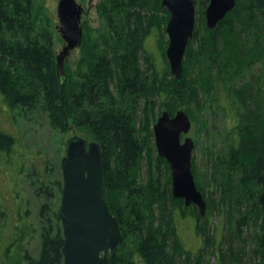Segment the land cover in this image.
Returning a JSON list of instances; mask_svg holds the SVG:
<instances>
[{"label": "trees", "instance_id": "obj_1", "mask_svg": "<svg viewBox=\"0 0 264 264\" xmlns=\"http://www.w3.org/2000/svg\"><path fill=\"white\" fill-rule=\"evenodd\" d=\"M160 1L101 0L96 7L98 26L83 34L77 67L60 75L53 49L55 28L41 1L0 0V168L16 178L30 163L32 173L25 174V180L45 199L38 212L39 252L33 257L23 251L24 264H63L61 224L52 204L55 196L48 189L50 183L61 193L62 182L51 179L47 161L39 170L31 158L20 155L18 139L3 124L5 112L20 117L42 114L52 129L86 131L99 144L103 198L122 238L109 264H134L136 255L144 264H210L206 254H213L207 253L212 238L206 241L208 249H184L173 217L176 211L184 217L189 210L182 200L160 192L159 178L143 185L138 172L150 151L157 106L171 116L183 106L179 110L199 132L209 134L214 105L221 110L226 100L236 113L234 137L233 130L226 129L224 152L213 158L201 178L193 165L192 172L203 198L207 184L219 191L220 211L225 207L229 212V238L243 239L241 249H215V264H264V209L256 203L257 178L264 175V0H235L234 9L212 31L201 23L208 0H193L202 8L196 13L180 81L171 75L162 48L163 66L157 70L144 50L148 38L161 41L164 35L161 27L168 16L159 22L153 13L166 14ZM141 62L147 69L142 70ZM259 62L263 63L258 77L248 80L249 70ZM191 207L200 220L198 210ZM1 215L0 211V219ZM244 228L250 235L242 238ZM19 229L18 236L35 233L29 225ZM246 241H251V249H246ZM4 262L15 264L6 255Z\"/></svg>", "mask_w": 264, "mask_h": 264}, {"label": "rangeland", "instance_id": "obj_2", "mask_svg": "<svg viewBox=\"0 0 264 264\" xmlns=\"http://www.w3.org/2000/svg\"><path fill=\"white\" fill-rule=\"evenodd\" d=\"M40 1L55 28L53 49L56 57L65 45L57 29L58 18L56 15V6L59 0ZM100 1L101 0H76V2L80 4L84 10L81 17L83 34H85V32L88 33L89 30L91 31L98 26V14L96 12V7ZM200 8H202V6L195 4V26L196 19L198 18L196 13ZM204 9L202 12H204ZM161 11L164 10L161 8ZM153 13L154 17L157 18V21L159 22L162 18L167 16L169 20V14L167 12L165 14L154 10ZM150 14H152V12H150ZM202 18L203 19L201 20L203 21L201 23L205 24L204 15ZM166 24L161 27L164 34L161 41H157L150 37L145 43L144 50L151 56V64H153L155 70L161 69L163 66V62L161 61L159 54L160 48H162L165 52L168 45V38L165 33ZM199 25L201 26V24ZM79 59L80 48L72 50L64 61L63 69L69 68L74 70L77 67ZM262 63L263 62H259L258 65H255L251 70H249L250 73L246 76L248 80L252 81L254 76L258 77L259 71L262 69ZM141 67L142 70L147 69V64L141 62ZM168 78L169 77H167V80ZM158 103L161 104L160 101L157 102V104ZM229 103L230 102L228 100L225 101V104L221 103V110L219 107L214 105L216 113L207 123V130L210 132L209 134L205 133V131L199 132L198 125L196 124H192L188 133V136L193 139L195 144L192 152V165L194 167V173H196L199 178L203 176L207 165L208 167L210 166L213 158L217 154H222L226 149L228 144L225 142L226 129L230 131L233 130L234 137L235 124L233 123V117L236 113L234 112L235 109L232 108ZM218 105L220 106V102ZM157 107L158 109L155 108V113L153 114L154 116L152 119L153 122L151 124V129L162 111H164L163 106ZM182 108L183 106L177 110ZM4 114L3 124L6 130L14 134L18 139L20 144V155H22L25 159L31 158L36 164V169L39 170L42 168L43 162L47 161L50 164L51 179H56L62 182L60 162L62 157L65 155V142L69 138L79 136L87 139V141H94L93 137L89 133L86 131H79L76 128L71 129L67 133H60L52 129L49 126L46 117L39 113L26 115L24 117L18 116L16 112H13L12 115L10 112H5ZM148 147L150 151L148 154H145L141 161L138 172L139 179L140 181H143V185H146L150 180L154 182V180L156 181L159 178L160 192H165L167 194L169 192L171 195L170 167L165 159L164 161L167 164L162 162L160 159L163 158L159 157L157 154L153 132L149 140ZM209 154H211L210 157L208 156ZM25 169L26 171L21 176L13 178L12 175L7 174V170L0 168V211L2 212L0 219V264H5V255L15 264H18L19 262L20 264H24L22 261L23 251H27L33 257H36L39 252L40 238L38 235V228L40 224L38 220V212L40 206L45 203V199L43 198L44 194L42 192L37 194L34 187H31L30 183L25 180V174L30 175L32 173L33 167L30 163H26ZM261 188L262 187L260 185V189ZM48 189L54 194L55 198L52 204L54 208L58 209L61 193L56 190L53 184L50 183L48 184ZM203 192L204 200L206 202L205 215L201 217L200 220H196V218L192 215L193 210H190V207H187V210L189 211L185 212L186 214L184 217H181L178 211L174 212L173 222L178 238L182 242L184 249L190 252H196L203 247H205V249L210 248V246L207 248L206 243L208 242L206 241L209 237H211L214 244L212 248L207 250V253L212 251L213 254L209 256L206 254V259H210V264H215L217 257V251L215 252V249H241L244 243L241 241L243 239L240 240L238 238H233L232 240V238H229V217L227 215L229 212L227 211L228 208L226 209L223 206V211H220L221 201L219 191L207 184L203 187ZM194 207L196 208V206ZM212 207L214 208L212 209ZM231 211L233 212V209H231ZM27 225L35 230L34 235L26 234L24 237H22V235L18 236V234H16L17 228H20L19 230L22 231V229H24ZM249 235L250 230L244 228L242 238ZM246 247V249L252 248L251 241L246 243ZM133 261L134 264H144L142 258L138 255L133 258ZM229 264L239 263H236V261H230Z\"/></svg>", "mask_w": 264, "mask_h": 264}, {"label": "water", "instance_id": "obj_3", "mask_svg": "<svg viewBox=\"0 0 264 264\" xmlns=\"http://www.w3.org/2000/svg\"><path fill=\"white\" fill-rule=\"evenodd\" d=\"M235 7V0H208L204 11L205 27L214 30ZM161 8L169 14L165 33V51L170 73L180 81L183 58L195 30L193 0H161ZM83 7L76 0H59L56 6L58 32L65 46L56 56L59 74L64 73V60L70 50L81 45ZM192 127L188 114L178 110L171 116L162 111L152 126L155 148L171 171V195L183 200L184 206H196L201 217L206 202L192 172L194 141L188 136ZM62 190L58 208L63 236V264H109L122 238L119 224L103 198L104 160L95 141L74 136L65 143L60 162ZM261 189L256 203L264 209V175L257 178Z\"/></svg>", "mask_w": 264, "mask_h": 264}, {"label": "bare ground", "instance_id": "obj_4", "mask_svg": "<svg viewBox=\"0 0 264 264\" xmlns=\"http://www.w3.org/2000/svg\"><path fill=\"white\" fill-rule=\"evenodd\" d=\"M204 11H205V10H204ZM81 43H82V42H81ZM64 46H65V45H64ZM80 46H81V45H80ZM77 47H79V46H77ZM77 47H75V48H77ZM75 48H74V49H75ZM72 50H73V49H72ZM72 50H70V52H71ZM70 52H69V53H70ZM57 55H58V54H57ZM57 55H56V56H57ZM68 55H69V54H68ZM65 59H66V58H65ZM64 61H65V60H64Z\"/></svg>", "mask_w": 264, "mask_h": 264}, {"label": "flooded vegetation", "instance_id": "obj_5", "mask_svg": "<svg viewBox=\"0 0 264 264\" xmlns=\"http://www.w3.org/2000/svg\"><path fill=\"white\" fill-rule=\"evenodd\" d=\"M81 46H79V47H77V48H80ZM77 48H75V49H77ZM74 50V49H73Z\"/></svg>", "mask_w": 264, "mask_h": 264}]
</instances>
